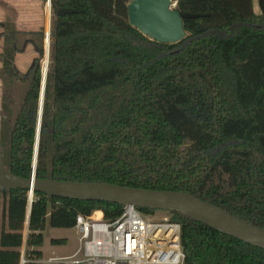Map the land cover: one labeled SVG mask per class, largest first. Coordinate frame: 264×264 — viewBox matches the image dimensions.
<instances>
[{
	"label": "trees",
	"instance_id": "16d2710c",
	"mask_svg": "<svg viewBox=\"0 0 264 264\" xmlns=\"http://www.w3.org/2000/svg\"><path fill=\"white\" fill-rule=\"evenodd\" d=\"M129 2L50 0L53 14L74 12L51 26L35 177L183 193L264 230V0L260 15L251 0H176L181 15L203 17L183 20L186 35L173 45L132 28ZM30 35L42 38L43 30ZM9 51L4 66L14 77ZM24 78L28 90L1 157L21 179L33 164L37 57ZM1 199L0 264H39L46 219L73 229L77 215L102 211L113 221L123 211L34 192L27 217V191H0ZM170 216L180 225L185 264H264V250Z\"/></svg>",
	"mask_w": 264,
	"mask_h": 264
},
{
	"label": "water",
	"instance_id": "95a60500",
	"mask_svg": "<svg viewBox=\"0 0 264 264\" xmlns=\"http://www.w3.org/2000/svg\"><path fill=\"white\" fill-rule=\"evenodd\" d=\"M48 2V0H46ZM49 6L51 7L50 0ZM70 9H59L54 15L63 17L73 13ZM200 15H181L176 9V0H130L127 5L128 24L141 35L159 44L173 45L184 39L183 20L201 18ZM200 30L204 31L203 25ZM49 33L45 43H49ZM47 73L42 74L38 117L31 175L21 179L10 173L2 164L0 147V191L22 190L28 192L27 217L29 216L34 192L48 198H58L81 202L110 203L132 206L137 210H151L177 213L191 220L237 239L245 244L264 250V230L228 214L223 209L203 202L193 196L168 191L145 190L105 183H80L58 181L51 178L37 179L35 164L40 132L44 88ZM24 247V245H23ZM23 264V261H22Z\"/></svg>",
	"mask_w": 264,
	"mask_h": 264
},
{
	"label": "rangeland",
	"instance_id": "374dc122",
	"mask_svg": "<svg viewBox=\"0 0 264 264\" xmlns=\"http://www.w3.org/2000/svg\"><path fill=\"white\" fill-rule=\"evenodd\" d=\"M55 20L51 7L48 8L46 0H0V147L3 152L7 151L9 145V134L14 120L23 103L28 90V80L25 74L32 62L27 57V51L37 57L40 74L47 73L50 69V31ZM43 30L42 38L35 37L34 33ZM49 33V43H45V34ZM31 42V43H30ZM37 47H42V56L38 55ZM18 48L20 52L10 54V49ZM10 50V51H9ZM33 50V52H32ZM12 55V61L8 60L11 67L15 69L14 77L5 70V52ZM16 54H22L18 67L15 64ZM26 54V55H25ZM23 69H22V68ZM229 145L222 146L214 150V155L218 150H223ZM3 201L0 200V214ZM142 214V213H141ZM144 215V214H143ZM148 219L159 220L164 217L171 218L169 213L155 211L153 214L145 215ZM27 230H24V239ZM43 242L39 250L42 252V259L55 257H70L79 247L78 234L75 229H56L49 226L48 219L42 232ZM52 239H63V245H51ZM24 252V247L21 249Z\"/></svg>",
	"mask_w": 264,
	"mask_h": 264
},
{
	"label": "built area",
	"instance_id": "2783aa9c",
	"mask_svg": "<svg viewBox=\"0 0 264 264\" xmlns=\"http://www.w3.org/2000/svg\"><path fill=\"white\" fill-rule=\"evenodd\" d=\"M73 229L79 239L76 252L41 259L39 264H185L180 225L168 217L148 219L136 208L124 206L113 221H105L102 211L77 215Z\"/></svg>",
	"mask_w": 264,
	"mask_h": 264
},
{
	"label": "crops",
	"instance_id": "0c3cea01",
	"mask_svg": "<svg viewBox=\"0 0 264 264\" xmlns=\"http://www.w3.org/2000/svg\"><path fill=\"white\" fill-rule=\"evenodd\" d=\"M252 1V10H253V13L255 14V15H260L261 14V12H260V8H259V0H251ZM32 52H33V50H32ZM27 57H28V55L29 56H31L30 57V61L32 60L33 61V59H34V56L31 54H29V52L27 51ZM25 54V55H26ZM21 58H22V54H16V56H15V64H16V66L18 67V65L20 64L19 63V60H21ZM32 63V62H31ZM22 68V67H21ZM23 69V68H22ZM43 259H44V257H43Z\"/></svg>",
	"mask_w": 264,
	"mask_h": 264
}]
</instances>
